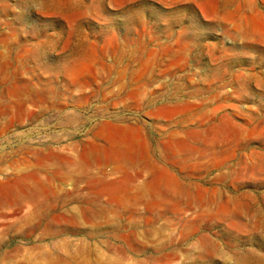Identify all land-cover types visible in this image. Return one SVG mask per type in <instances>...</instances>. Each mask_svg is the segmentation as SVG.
<instances>
[{
  "label": "rangeland",
  "instance_id": "1",
  "mask_svg": "<svg viewBox=\"0 0 264 264\" xmlns=\"http://www.w3.org/2000/svg\"><path fill=\"white\" fill-rule=\"evenodd\" d=\"M0 264H264V0H0Z\"/></svg>",
  "mask_w": 264,
  "mask_h": 264
}]
</instances>
